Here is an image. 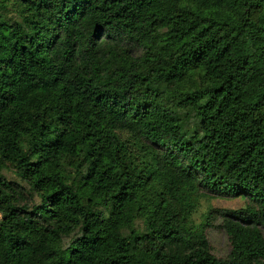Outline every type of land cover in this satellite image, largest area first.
Instances as JSON below:
<instances>
[{
	"label": "trees",
	"instance_id": "16d2710c",
	"mask_svg": "<svg viewBox=\"0 0 264 264\" xmlns=\"http://www.w3.org/2000/svg\"><path fill=\"white\" fill-rule=\"evenodd\" d=\"M0 264H264V0H0Z\"/></svg>",
	"mask_w": 264,
	"mask_h": 264
},
{
	"label": "rangeland",
	"instance_id": "374dc122",
	"mask_svg": "<svg viewBox=\"0 0 264 264\" xmlns=\"http://www.w3.org/2000/svg\"><path fill=\"white\" fill-rule=\"evenodd\" d=\"M14 179L12 175L7 176ZM245 201L233 199L225 196L205 194L199 199L196 213L193 215V223L199 225L203 221L204 215L210 210H235L244 206ZM221 219L214 222V227L206 230L207 239L211 248V253L220 259H225L229 254V242L223 230L215 228L221 223Z\"/></svg>",
	"mask_w": 264,
	"mask_h": 264
}]
</instances>
